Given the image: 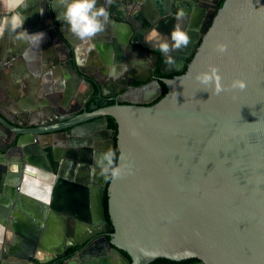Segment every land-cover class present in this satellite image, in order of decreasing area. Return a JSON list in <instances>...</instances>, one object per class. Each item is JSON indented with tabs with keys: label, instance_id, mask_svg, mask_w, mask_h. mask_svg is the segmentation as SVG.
Listing matches in <instances>:
<instances>
[{
	"label": "water",
	"instance_id": "95a60500",
	"mask_svg": "<svg viewBox=\"0 0 264 264\" xmlns=\"http://www.w3.org/2000/svg\"><path fill=\"white\" fill-rule=\"evenodd\" d=\"M126 1L134 4L137 0ZM191 1L203 8L184 11L182 16H178L179 12L172 13L174 26L179 17L189 21L186 31L190 42L178 53L170 49L168 56L173 59L169 61L166 56L163 65L182 66L197 45L205 13L213 8L202 30L204 38L186 72L166 81L168 93L156 104L147 106L130 99V95L150 89L149 78L137 79L146 86L133 88L131 94L126 92L121 98L124 105L86 112L65 124H59L63 119L58 117L48 119L44 111L0 103V139L4 143L0 146V199L7 197L9 178L15 175L10 168L16 158L22 164L21 171L26 158L32 162L40 159V172L56 176L50 190L47 220L24 219L36 232L35 238L37 231H42L41 239L36 238L34 245L25 250L21 241L13 251L0 254V264H47L63 258L74 246L111 231L112 240L99 239L65 264L105 262L109 254L122 259V264H151L160 258L176 262L195 258L203 264H264V0H226L217 13V6L203 4V0H179L188 5ZM26 2L32 15L42 10L49 21L39 24L46 34L43 43L47 45L55 38L61 47L52 54V59L44 53L41 63L45 66L49 61L50 66L56 67L62 86H51L49 66L42 76L33 71L32 75L41 78L44 84L36 86V92L41 88L43 94H48L56 87L68 97L71 86H63L61 77L65 76L67 67L73 80L84 83L92 92L97 89L101 97H113L117 93H108V84L120 81L133 85L136 79L122 81L112 74V68L117 73L125 60L131 67L139 68L148 58L155 62L159 59L154 47L130 39L140 23L122 13L125 0H98L97 7H105L108 20L104 30L86 39L85 46H78V38L58 15L63 11L64 0ZM0 3L1 8H7L6 0ZM16 5L8 6V11L0 16V30H13L10 21L21 11ZM151 11V27L170 36L171 31H166L164 26L170 20L166 12ZM36 23L39 22L24 20L28 31ZM104 35L108 36V55L97 52L90 58L99 78L83 69V56L88 42L100 40ZM128 45L135 51L141 46L142 52L124 57L123 48ZM212 67L218 70L219 83L223 86L219 92L215 90V82L204 84L197 79L198 74ZM151 68L148 75L153 72ZM182 69L163 72L173 74ZM9 72L13 78L14 74ZM235 79L243 80L245 87H231ZM156 85L161 92L159 81ZM62 103L65 107L66 102ZM109 116L118 125L116 139L107 128ZM33 117L38 121L29 124L33 129H27ZM98 118L104 119V134L113 148V163L122 168L109 185V173L98 163L100 156L108 151L102 142L93 147L90 144L87 149L76 143V149L66 152L58 146L51 147L46 151V159L35 140L39 137L44 145H50L44 138L52 139L53 133L56 139L60 135L64 138L66 130ZM37 126L44 128H34ZM75 138L78 139L70 140ZM15 177L19 181L24 179V186V175ZM106 193L108 210L104 205ZM65 195L74 197L71 208L61 199ZM14 204V198L8 207L0 204L1 213H6L0 231L9 226L20 235L21 227L14 224L16 221L7 223L9 217L16 216L11 210ZM59 226L64 231L54 237V228L59 230ZM49 240L50 245L46 243ZM8 256L16 260L11 263Z\"/></svg>",
	"mask_w": 264,
	"mask_h": 264
},
{
	"label": "flooded vegetation",
	"instance_id": "af4514ba",
	"mask_svg": "<svg viewBox=\"0 0 264 264\" xmlns=\"http://www.w3.org/2000/svg\"><path fill=\"white\" fill-rule=\"evenodd\" d=\"M26 1L27 0H19V1L14 2V4H17L16 9L17 10L21 9L20 14L28 16V19H27L28 22L34 21V20H37V22H39V23H36L35 25L30 26V28H29L30 33L42 31L41 29H39L40 22H43L45 24L49 23V21L45 17L44 11L39 10L38 12H35L34 15H32L30 13V10H28L29 4ZM188 1H190V0H188ZM221 1L222 0H203V4L205 3V4H208V5L213 6V7L217 6V10H215L217 13L221 9V7H220ZM216 2H218L217 5H216ZM125 3H126V5L122 6V8H121L122 13L126 17H129V16L133 17L134 20L136 21V23H140L139 25H137L138 26L137 30L134 33H132L130 39H134L139 44H148L149 46L154 47L156 49L155 53L159 55V59L155 62V59L148 58V59H146V63L142 67H139V68H137V66L131 67L130 64H128L125 60V63L123 65L121 64L120 66H118V71L116 73L118 75V78H121L120 80H122V81H124V80L127 81V79H129V80L136 79V80H135L133 85H128V84L126 85L120 81H117V83L115 81V83L108 84L107 86H109V87L106 88L107 89L106 91H108V93H110V94H112V93L116 94L117 93L116 96L109 97V98L99 96V92L97 89H95L92 92V91H90V88L88 86L84 85V83L79 82V84L77 85L76 89L73 92L74 97L67 102V105H65V107H63L62 101L66 102L67 97L65 95H63L62 92L58 91V88L53 87L52 90L48 94H43V91L40 88L35 93L36 96L38 97L37 98L38 100L37 99H35V100H37L38 103L46 102L47 105L54 108V110L50 109V111H48V117H47L48 119H55L56 117H58L60 119H63L59 124H65V123H68L69 121L73 120L77 115H82L86 112L91 113V112H94V111L102 109V108L114 106L116 104L124 105L125 102H122L121 98L125 97L123 95L126 94V92L127 93L129 92L131 94V91L133 90V88L137 89L139 87L146 86V84L137 80L139 78L140 79L149 78L147 83L148 84L151 83L150 84L151 87L147 91L142 89L140 95H135V96L130 95V99L140 101L144 105H147V106H152L161 100L162 84H165V86L167 87L166 81L172 80L173 78L180 76V75H183L186 72L188 65L190 64L194 55L197 52V48L202 43V40H203L204 35H205L204 33H202V30H204L207 23L209 22V20H210L209 19L210 18L209 13L211 11H213V8H209L208 11L205 13L204 19H203V21L200 25V28H199L200 29L199 30L200 37H199V40L197 42V45H196L195 49H193L192 53L190 55H187L182 66L181 65H179V66L167 65L166 66V65H163L164 58L166 56H168L170 52L167 55L165 53H163L159 49V47L157 46L156 42L168 40V42L171 45L173 42L171 41L170 36H168L165 33L163 34L160 32H156V36L153 37V39L149 42H147L145 40V37L148 35V33L154 27V26L151 27L152 26L151 22L153 21L151 10L155 9L157 11V13L163 14V10L166 9L168 7V5L171 8L172 3L169 2V0H137L134 4H130L125 0ZM151 5H152V9H151ZM201 8H203V7L199 6V5L196 6L195 4H192V1H191V5L189 4L188 8H186L184 11H188V10L194 11L196 9H201ZM6 10H8V8H6ZM6 10L4 8H1V3H0V16H2V14H5ZM165 14L168 18H170V16L172 17V15H170V13L166 12ZM139 18H140V20H139ZM43 19H45V20L43 21ZM162 20L163 19H161V21ZM177 23H180L184 27V29L187 30L186 28L189 24V21H187V19L184 21L179 20V21H177ZM164 26H165L166 31H169V30L172 31L174 28L173 20H171V18H170V20H166V22H164ZM23 28L27 29V27L25 26L24 23H23ZM10 31H11V29L8 32H4L3 30L2 31L0 30V72H1L0 73V89L3 90V92L2 91L0 92V103H3L5 105H11L16 100H19L21 98H26V97L29 98L28 93H29L30 88H28V87L35 86L36 84H37L36 86H44L41 79L38 81V83H35V81L29 80V76H26V77H23V79H22L23 83L21 82L22 84H20L21 88L20 89H13L12 86L16 83V81L14 82V79H15L14 77L17 74L18 69L23 74H25L26 72L38 71V72H40V75L42 76L45 74L44 73L45 70L42 69L44 67V64H42V63H44L43 57H44V50H46L45 46L49 47L50 49L52 48V50L54 52L57 49L61 48L56 42L52 41L51 39L48 41L51 43L47 44V45H45L43 43V41H41L40 45H37L35 42L30 41L29 45L27 46V52H21L18 55L16 50H18V48L20 46L19 45L20 44V42H19L20 38H18L17 34L21 30H19V28H18V29H13L11 32ZM76 38H78V37L76 36ZM78 41H79L78 46H83V44L85 46V44L87 43L86 39L83 40V39L78 38ZM108 42H109L108 36H105V35L102 38H100V40H96L95 42H91V41L88 42L89 47L87 46L88 48L86 50H84L85 56H83L84 57L83 58V60H84L83 64H84V67H86L85 69H87L90 72L98 75V73H96L94 70V64L90 60V58H92L91 55L96 56L98 54L97 52L104 53V54L108 55V53H109V50H107ZM98 45L100 46L99 51L97 50ZM138 48H137L138 49L137 51L142 50V49H140L141 46H138ZM172 48L175 50L173 53L180 52V48L176 49L174 47H170V49H172ZM137 51L132 50V48L129 45L127 47L125 46L123 48L124 57H128L130 55L134 56L135 52H137ZM111 53L113 56L115 55L114 52H111ZM23 55H25V57ZM134 58H136V57H134ZM154 62L156 64L153 67L152 64ZM51 64L52 63H50L49 61H46L45 66L48 68ZM151 66L153 68H151ZM181 67L183 68L182 70H179L173 74L163 72V70L171 71L173 69H177V68H181ZM49 68H50L49 71L51 72V77H52L51 86H62V84L60 82V76L58 74L56 67L50 66ZM149 68H151L153 72H152V74L148 75L147 71ZM9 71H11V73L14 74V76H13L14 79L11 77ZM64 71L66 72L65 76L67 75L69 79H67L65 76H61V77H63V80H64L63 83H65L63 86H71V84L67 85L68 80L69 81H71L70 79L73 80V77L70 76V70H69V68L66 67ZM98 77L101 78L99 75H98ZM156 81H159V83H160L161 92L157 88ZM24 86H26L27 88ZM120 88H122L123 90L122 89L120 90ZM62 96H63V98H62ZM82 101H83V104H82ZM77 107H79V113L78 114L75 113V111L78 109ZM55 115H57V116H55ZM37 121H38V118L33 117L32 119H30L28 121V125L26 128L27 129H33V127H31L32 125H29V124H34ZM34 128H44V126H42V127L37 126ZM105 130H106V127L104 126V119L98 118L96 120L87 121V122H85V123H83V124H81L75 128H70V129L66 130L65 131L66 136L64 138H62V136L60 135L56 139V137H55L56 133L51 134L52 139L53 138L55 139V144H53V145H50V146L44 145L41 142V140L39 139V137L35 140H39L40 147L43 150L42 155H44L46 159L48 158L47 152H46L48 150V148H51V147L55 148L56 146L62 145L64 140L69 141L71 137H79L83 140V139H87L90 137H95L96 134H100V136L102 137V138H100V141L102 142V144H104V146H107L108 150L109 149L113 150L112 146L108 144L107 136L104 134ZM28 137L31 138L32 134H28ZM65 144H63V145H65ZM68 145L69 144H66V146H68ZM82 145H84V144H82ZM0 146H4V143L2 142L1 139H0ZM87 146L88 145H86L85 147H87ZM88 147H90V146H88ZM26 160H27V162H25L23 164L24 168L21 171L22 173H23V171L26 170L25 169L26 165L30 166V167L37 168L39 170V166H41V164H42V161L40 159H38L37 161H34V162H32L31 159L28 160V158H26ZM28 161H30L31 163ZM109 174H108V181H109ZM38 180L40 183H43L42 180H40V179H38ZM107 184H108V182H107ZM15 218H16V216L15 217L14 216L9 217L7 220V223L9 224V222L15 221ZM5 221H6V219H5ZM24 236L25 237H22V243L24 244L22 246V250L23 249L25 250L29 246L34 245V241L36 238H37V241L40 239L39 235L36 236V238H35L33 232H30ZM16 237H17L16 233H14L9 228V226H6L2 232L0 231V252L2 254L6 250L8 245L9 246L12 245L13 247H17L18 243L15 242ZM104 237H108L109 240H112L113 239V232L111 231L108 233L100 234L96 238L91 239L84 244H78V245L74 246L73 248L67 250L66 255L63 258L53 260L52 262H49L47 264H65L67 262H70V261L78 258L79 255L81 253H83L85 250H87L90 245H92L93 243L97 242L99 239H102ZM13 250H14V248H13ZM13 250H12V248L11 249L8 248V251H13ZM124 255H125V253H124ZM13 259L16 260V258H14V257H13ZM118 262H121V264H122V259L115 258L113 254H109V256L106 258L105 262H103L102 260H100V261L96 260L95 264H118ZM157 264H165V263H157ZM166 264H170V263H166ZM188 264H203V262L198 259V260L192 261L191 263H188Z\"/></svg>",
	"mask_w": 264,
	"mask_h": 264
},
{
	"label": "bare ground",
	"instance_id": "6f19581e",
	"mask_svg": "<svg viewBox=\"0 0 264 264\" xmlns=\"http://www.w3.org/2000/svg\"><path fill=\"white\" fill-rule=\"evenodd\" d=\"M16 1H19V0H6L7 8H8V6L13 7L14 6V2H16ZM7 11L8 10H6L5 12H7ZM14 11H16V9ZM23 16L25 17L24 20L28 19L27 15H23ZM3 31L4 32H8V29H4ZM83 40H85V39H83ZM52 41L57 43L55 38H52ZM19 42H20V44H19L20 46H19L18 50H16L18 55L21 52H27V46L29 45L30 41L27 40V39H20ZM50 43L51 42H48L47 44H50ZM45 47H46L45 48L46 50H44V53L47 55V57L49 59H52V54L54 53V51L52 50V48L50 49L47 46H45ZM23 56L25 57V55H23ZM46 69H47V67L44 66L43 70H46ZM83 69L87 71V69H85V67ZM32 73L33 72H26L25 74H23L18 69V72L15 75L16 83L12 86L13 89H20L21 88L20 84L23 83V80H22L23 77L29 76V80L30 81L31 80L34 81V79H33L34 76L32 75ZM69 82L71 84V90L68 93V97H67V101H66L65 105H67V102L74 97V94H73L74 88L73 87L77 86L79 84V82H77L75 80H72V81H69ZM28 88H30L29 93H28L29 98L28 97L21 98L19 100H16L12 104L18 105L20 108H23L25 106V108H28V109H30L31 111H34V112L44 111V112H46L47 115H48V111H50V109L54 110V108L50 107L49 105H47L46 102H43V103H38L37 102V100H38L37 98L38 97L35 94L36 93V91H35L36 86H31V87H28ZM35 99H37V100H35ZM95 137L97 139H94V140L91 139L93 137H90V138H87V139H83V140L81 138L77 137L78 139L75 138L76 140H74V139L73 140H69V141L67 140L68 142L66 140H64L62 145H59L57 148L59 150H61V151H65L66 152L67 150H73V148L76 149L77 148L76 145H75L76 143L84 144L83 145L84 147L86 145L89 146L90 144L92 145V147L94 146V144L95 145H97V144L101 145V141L98 138V137H101L100 134H96ZM44 140L50 142V145L55 144V139L54 138L50 139V138L47 137V138H44ZM37 141H38L37 143L40 144L39 140H37ZM65 143L69 144V145L66 146ZM63 144H65V145H63ZM70 144H72V145L70 146ZM50 145H48V146H50ZM88 146L85 147V149H87ZM61 154H59V155H61ZM79 158H80V156H79ZM18 159L19 158H16V160L13 161L14 165H11L10 171L12 172V175H14V174L15 175L11 176L9 178V184H8L9 186H8V190H7V191L10 192L9 193V198H8V204H10V202H12L13 198L15 199L14 207L11 210H13L16 214H18V215L20 214L22 216L21 219H15L16 222L14 223L16 225H20V227H21V229L19 230V232L21 234L20 235L16 234L17 237H16L15 242L16 243L19 242L17 244V246L21 244L22 237H25L24 235H27L30 232H33L34 234H36V232H34L32 226L29 225L27 223V221L24 220V219H26V218L28 219V217H31L33 220H44V221H46L47 218L49 217L50 209H47V206L49 205V200H50L49 199V195H50L51 186H52V184H53V182H54V180L56 178L55 175L51 176V175L42 174V172H40L37 168L30 167V166H26V168H25L26 170L23 171V173H22L21 172L22 164L20 163V161ZM17 174L24 175V178H26V181L24 182V186H23L24 179H21L19 181V179L15 177ZM68 174L72 175V173H69V171H68ZM38 179L43 181V184L41 183L42 186L38 185L39 184V180ZM20 194H22V197L19 196ZM31 194H33L35 196H38V198L32 197ZM61 199L63 200V202H66V204L67 203L69 204V208H71L73 206V205H71V204H73V200H74L73 196L65 195L64 197H61ZM55 212L58 213L57 210H55ZM5 216H6V213H1V210H0V222L1 223L5 222V219H6ZM59 228H60L59 230L54 228V234H53L54 237L57 234H60L61 231L62 232L64 231L63 229H61V226H59ZM58 231H59V233H58ZM37 233H38L37 236L39 235V237L41 239L42 231L40 233L37 231ZM51 238L53 239V236H51ZM51 240H49L46 243H48V245H49V242H51ZM8 248L11 249V248H14V247L12 245H10L9 247L6 248L4 253L8 254L9 252H11V251H8ZM0 254L2 255L1 252H0ZM7 260H9V261L11 260L10 261L11 263H13V261H14V259L9 257V256L7 257Z\"/></svg>",
	"mask_w": 264,
	"mask_h": 264
},
{
	"label": "clouds",
	"instance_id": "9594fccd",
	"mask_svg": "<svg viewBox=\"0 0 264 264\" xmlns=\"http://www.w3.org/2000/svg\"><path fill=\"white\" fill-rule=\"evenodd\" d=\"M98 0H64V8L62 13L58 14L59 17L68 24L70 31L75 34L80 39H87L98 32L104 30L105 24L108 20V12L103 6L97 7ZM183 12H179L178 16H182ZM25 17L22 14H17L10 23L13 29H22L18 33V38L27 39L29 41L35 42L40 45L41 41L45 37V32H29L27 29L23 28ZM156 36V30H151L145 37L147 42L151 41L153 37ZM171 45L168 40L156 42L159 49L166 55L170 51V47L176 49L186 47L190 42V34L184 29V27L177 23L170 34ZM223 45L221 50H223ZM79 51V49H77ZM167 59L171 61L173 58L167 56ZM112 74H116L115 68H112ZM197 79H199L204 84H210L215 82V90L217 92L223 90V86L219 83L220 77L218 75V70L215 67L210 68V70L198 74ZM231 87L233 88H243L245 87V82L240 79H235L232 81ZM98 163L103 167L105 173H110L112 177H117L121 174L122 168L113 163V152L111 149L104 152L98 159Z\"/></svg>",
	"mask_w": 264,
	"mask_h": 264
},
{
	"label": "trees",
	"instance_id": "16d2710c",
	"mask_svg": "<svg viewBox=\"0 0 264 264\" xmlns=\"http://www.w3.org/2000/svg\"><path fill=\"white\" fill-rule=\"evenodd\" d=\"M226 0H222L221 3H220V7L223 6L224 2ZM168 93V88L165 86V84H162V95H161V99L163 97H165V95ZM107 120H108V128L111 129L113 131V134H114V138L116 139V136H117V133H118V125L115 121V119L111 116L107 117ZM112 176L111 174H109V181H108V184L110 183V180H111ZM108 200H109V197L107 194H105L104 196V205L106 207V210H108ZM109 219V217H108ZM110 220V219H109ZM126 256L129 257V255L124 252ZM198 259H188V260H183V261H179V262H176V261H172V260H169V259H165V258H160V259H157L156 261L152 262L151 264H157V263H170V264H188V263H191L192 261H196Z\"/></svg>",
	"mask_w": 264,
	"mask_h": 264
},
{
	"label": "crops",
	"instance_id": "0c3cea01",
	"mask_svg": "<svg viewBox=\"0 0 264 264\" xmlns=\"http://www.w3.org/2000/svg\"><path fill=\"white\" fill-rule=\"evenodd\" d=\"M185 2L186 1H188V0H184ZM169 2H171L172 3V7L170 8V6L168 5V7L166 8V9H164L163 11L164 12H167V13H170V15H172V13H178V12H184V10L186 9V8H188V4H186V3H181V2H179V0H169ZM169 15V16H170ZM170 18H171V20H172V17L170 16ZM162 19V18H161ZM178 20H182V21H184L185 19H183V18H181V17H179L178 18ZM185 24V23H184ZM33 79H34V81H35V83H38V81L40 80V78H36V77H33ZM37 85V84H36ZM35 85V86H36ZM3 92V90H1L0 89V92ZM9 191H7V197L5 198V197H3V198H1L0 199V204L4 207V206H7V204H8V198H9ZM66 194V193H65ZM21 215L19 214H16V218L15 219H21ZM23 223V222H22ZM24 224V223H23ZM23 231V230H22ZM19 243V242H18ZM50 243L51 242H49V245H50Z\"/></svg>",
	"mask_w": 264,
	"mask_h": 264
}]
</instances>
